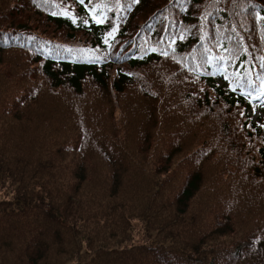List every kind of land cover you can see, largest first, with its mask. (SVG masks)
I'll list each match as a JSON object with an SVG mask.
<instances>
[{"label": "trees", "instance_id": "1", "mask_svg": "<svg viewBox=\"0 0 264 264\" xmlns=\"http://www.w3.org/2000/svg\"><path fill=\"white\" fill-rule=\"evenodd\" d=\"M260 98L264 0H0V264H264Z\"/></svg>", "mask_w": 264, "mask_h": 264}, {"label": "rangeland", "instance_id": "2", "mask_svg": "<svg viewBox=\"0 0 264 264\" xmlns=\"http://www.w3.org/2000/svg\"><path fill=\"white\" fill-rule=\"evenodd\" d=\"M251 115V121L256 124H261V121H264V103L262 100H260L259 105L257 108H254L250 111H248ZM264 126V124L262 125Z\"/></svg>", "mask_w": 264, "mask_h": 264}, {"label": "snow or ice", "instance_id": "3", "mask_svg": "<svg viewBox=\"0 0 264 264\" xmlns=\"http://www.w3.org/2000/svg\"><path fill=\"white\" fill-rule=\"evenodd\" d=\"M84 2H85V0H80V3H81V4H84ZM92 11H95V10L93 9ZM67 14H68V13H65V15H67ZM93 19H95L97 23H101V22H102V19L97 18V17H95V16L93 17ZM74 22H75V20H74ZM109 35H111V33H109ZM181 39H183V37H181ZM241 115H243V113H241Z\"/></svg>", "mask_w": 264, "mask_h": 264}]
</instances>
